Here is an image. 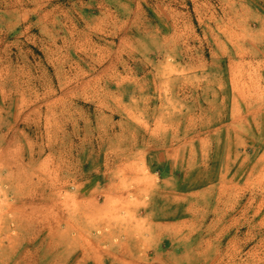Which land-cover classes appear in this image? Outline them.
Listing matches in <instances>:
<instances>
[{
  "label": "rangeland",
  "instance_id": "obj_1",
  "mask_svg": "<svg viewBox=\"0 0 264 264\" xmlns=\"http://www.w3.org/2000/svg\"><path fill=\"white\" fill-rule=\"evenodd\" d=\"M0 264H264V0H0Z\"/></svg>",
  "mask_w": 264,
  "mask_h": 264
}]
</instances>
